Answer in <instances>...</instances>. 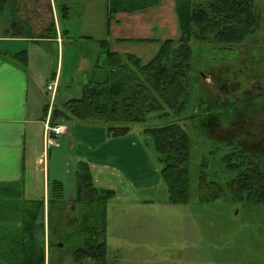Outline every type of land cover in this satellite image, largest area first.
Masks as SVG:
<instances>
[{"label": "rangeland", "instance_id": "374dc122", "mask_svg": "<svg viewBox=\"0 0 264 264\" xmlns=\"http://www.w3.org/2000/svg\"><path fill=\"white\" fill-rule=\"evenodd\" d=\"M137 2L140 0H135V3ZM10 3L11 0H7V5L3 7L0 15V32L6 25L8 31L14 23L21 25L19 22H11L8 26L12 18ZM253 3L260 13L259 25L240 46L229 51L210 48L212 45L208 44L191 43L188 104L176 116L178 123L188 134L190 142L188 201L170 206L158 202L137 206L125 201L124 192L115 181L112 183L109 180H102L103 183L99 184L116 192L115 197L104 205L105 264H264V203L237 202L227 192L222 198L203 202L199 198L198 190L199 174L203 169L210 179L216 180L221 186H225L232 178L234 173L224 167L221 159L234 147L240 146L241 151L245 153H259L260 161H264V143L258 148L263 141L264 129L260 128L256 106L259 97L257 85L262 86L264 95V0H253ZM73 4L76 9L77 4ZM74 13L71 12L64 20L59 16L61 27L63 25L66 29L71 27L69 36H92L98 41L106 39L103 26L99 27L100 19L97 20L98 23L93 24L94 26L85 24L86 27L83 28L72 15ZM178 36L177 25V38ZM82 41L78 42L84 45L82 47L69 46L66 44L67 40L64 42L62 77L56 105L66 101L67 95L76 97L81 95L83 84L92 73L89 69L91 60L102 65L103 55H98L99 46H88L89 41ZM92 43L97 44L93 41L89 45H93ZM7 46L9 43L0 41V50H5ZM126 47L131 50L130 46ZM4 55L11 58L9 53ZM56 56V51L53 50L46 62L48 66L50 60L52 61L50 64V66L53 64L52 72L55 71ZM46 100L48 102L49 97ZM207 113L216 115L217 127L214 129L210 127L207 130V127L202 126V119L204 122L208 118ZM148 117L147 125H157L171 120L174 115L159 118L157 113H151ZM142 128L141 125L132 128L136 131L132 134L133 139H139L137 131H141ZM143 137L146 150L143 155L147 165L143 173L148 172L150 177L153 175L160 177L161 165L157 160V153L151 146L149 138L145 135ZM228 138L233 143L229 144L226 140ZM63 139L62 137L56 140L61 141L63 146L62 156H65V151L68 153L60 163L54 150L49 146L51 153L48 159V172L51 180L55 171L63 173L65 169L71 170L70 174L63 175L65 185L69 187L75 182V168L73 169L70 161H65L69 160L66 157L77 156L75 152L80 150V156L86 158L88 155L82 153L88 149L86 146L77 147L72 139ZM90 159L92 160L91 157ZM115 160L106 162L110 163L109 166H118L111 165L113 163L123 166L122 159ZM64 163L66 168H63ZM70 165L71 167H68ZM125 167L127 166H123ZM134 178L133 173L132 184L137 182ZM49 183L50 181L48 185ZM163 189L150 190V198L160 199L162 191L166 194L164 186ZM140 195L148 196L147 192ZM18 204L14 201L4 202L0 198V226H7V221L16 219L20 208ZM96 207L92 205L86 208L73 202L70 208L68 205L50 203L47 209L49 222L46 215V230L49 231V239L53 244L46 250V264H76L73 260V251L83 244L86 234L78 233L72 220L76 219L77 224L83 223L84 215L90 210L97 212ZM16 237L17 240L13 241L15 245L20 240L19 235ZM6 262V253L0 250V264ZM81 264L95 263L86 259Z\"/></svg>", "mask_w": 264, "mask_h": 264}, {"label": "crops", "instance_id": "0c3cea01", "mask_svg": "<svg viewBox=\"0 0 264 264\" xmlns=\"http://www.w3.org/2000/svg\"><path fill=\"white\" fill-rule=\"evenodd\" d=\"M1 2L0 15L3 7L7 5V0H1L0 4ZM73 3L77 4L76 9ZM10 7L12 18L8 26L11 22H19L21 25L14 23L10 31L7 30L6 25L0 32L2 33L0 41L9 43L5 50H0V198L4 202H18L20 208L16 219L7 221V226H0V250L6 253L5 264H20L18 252L23 246L20 242L15 245L13 241L17 240L16 235L20 236V240L23 239L22 210L27 207L34 208L39 203L43 204V231L36 230L32 235L35 239L34 247L38 248L39 245L45 257L47 248L53 244L49 239L50 233L46 230V215L47 221L49 220L47 209L50 203L68 205L70 208L73 206L76 195V170L79 163L88 165L93 182L98 188L109 189L106 186H99L103 183L102 180H109L112 183L115 181L123 190V198L127 202L137 206L149 202L170 206L166 201L167 194L162 191L164 189L161 178L157 175L150 177L148 172L143 173L147 168L143 155L146 151L143 144L145 141L143 128L137 131L139 140L132 138L133 132H136L133 131V127L126 134L114 137L108 133L105 125H87L60 119L57 120V126L64 127V133L55 136L47 132L46 128L50 127L51 111L62 109L65 102L78 98L67 95L66 101L56 105L62 77L64 42L67 40L66 44L69 46L82 47L83 44H78L81 40L90 43L96 41V45L87 44L95 47L99 46L100 41L92 36H69L71 27L67 29L64 25L61 27L59 16L64 20L71 12H75L72 15L83 25V28L86 27L85 24L94 26L93 24L98 23L97 20L100 19L99 27L103 26L106 33V39L101 40H107L109 49L119 55H135L142 64L147 63L154 56L159 41L177 39V19L173 0H140L137 3L135 0H11ZM117 7L126 10L112 15L107 30V15L110 9ZM76 29L79 30V27L76 26ZM126 46H130L131 50ZM99 48L98 55H101L102 50L100 46ZM16 49L26 51L24 66L4 55L18 52ZM51 50H55L57 55L54 72H52L53 64L50 66L51 60L46 66L48 55H52ZM95 63V60H91L89 64L92 73L88 81H103L106 77L105 71L96 69ZM51 83L55 84L52 105H50L51 92L47 90ZM47 97H49L48 102ZM46 105H48L47 112ZM212 127L215 128L217 125ZM62 137L66 140L67 138L74 140L77 147L86 146L88 149L87 152L82 153L88 155L86 158L80 156V150H76L77 156L66 157L69 160L65 161H70L73 169L75 168V182L69 187H66L63 175L70 174L71 170L65 169L63 173L55 171L51 180L48 172L51 149L54 150L60 163L68 153L65 151V156H62L63 146L61 141L56 140ZM118 158L122 159L123 166L127 167L123 168L116 162L111 165L118 166L108 165ZM63 165V168L67 167L65 163ZM133 173L136 184H132L131 181ZM52 180L62 184L61 200H56L49 192L48 181ZM156 188L162 189L160 199L149 196L150 190ZM142 192H147L148 196L140 195ZM53 232L55 233L56 230Z\"/></svg>", "mask_w": 264, "mask_h": 264}, {"label": "trees", "instance_id": "16d2710c", "mask_svg": "<svg viewBox=\"0 0 264 264\" xmlns=\"http://www.w3.org/2000/svg\"><path fill=\"white\" fill-rule=\"evenodd\" d=\"M174 9L178 38L159 41L154 56L145 64L135 55L112 52L107 40H100L103 62L99 65L96 61L94 67L105 71V79L85 83L80 97L68 100L62 109L51 111L49 122L51 127L57 126L60 119L105 125L108 133L114 137L126 134L135 125H141L143 135L149 138L157 153L161 165L160 178L169 205L188 201L190 142L176 116L188 104L191 43L208 44L212 45L210 48L230 51L253 34L260 21V13L253 0H174ZM123 10L126 9H110L107 30L112 15ZM11 59L24 66L26 51L11 54ZM151 113H157L159 118L169 115H174V118L161 124L147 125ZM212 125H217L216 115L209 114L206 121L202 120V126L208 130ZM252 154L234 147L222 157L224 167L234 173L225 186L210 179L204 169L201 170L198 182L200 200L210 202L222 198L227 192L237 202L264 203V161L259 162ZM49 186L50 194L56 200H61V182L52 180ZM75 194V203L86 208L96 205L97 212L88 211L80 224L76 219L72 220L75 230L86 234L83 244L73 251V260L76 264L86 259L95 264H105L104 205L115 196V192L95 186L88 165L82 162L76 170ZM21 214L23 239L19 242L23 247L18 252L20 264H45L43 249L39 245L38 248L34 247L32 235L36 230L43 231V204L27 207Z\"/></svg>", "mask_w": 264, "mask_h": 264}, {"label": "flooded vegetation", "instance_id": "af4514ba", "mask_svg": "<svg viewBox=\"0 0 264 264\" xmlns=\"http://www.w3.org/2000/svg\"><path fill=\"white\" fill-rule=\"evenodd\" d=\"M257 92H258V103L256 104L257 108H258V114H259V125H260V128L264 129V118H263V114H264V95H262V92H263V89H262V86L260 85H257ZM227 142L229 144L233 143L232 140H230L229 138L226 139ZM264 143V137H263V141L261 144L258 145V148L261 147V145ZM238 150H242L240 148V146H238ZM244 152V151H243ZM251 153V152H250ZM249 152H246V154L248 155H251ZM257 160H259L260 162V158L258 156H261V154L259 153H253L252 154Z\"/></svg>", "mask_w": 264, "mask_h": 264}, {"label": "built area", "instance_id": "2783aa9c", "mask_svg": "<svg viewBox=\"0 0 264 264\" xmlns=\"http://www.w3.org/2000/svg\"><path fill=\"white\" fill-rule=\"evenodd\" d=\"M47 90L51 92L50 105H52V102H53L54 97H55V84H52V83L49 84ZM46 130L48 133L54 134L55 136H59V135L63 134L65 131L64 127H62V126H54V127L50 126V127H47Z\"/></svg>", "mask_w": 264, "mask_h": 264}]
</instances>
